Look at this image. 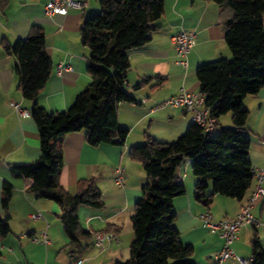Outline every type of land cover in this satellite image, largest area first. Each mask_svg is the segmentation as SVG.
I'll return each instance as SVG.
<instances>
[{
  "label": "crops",
  "instance_id": "obj_1",
  "mask_svg": "<svg viewBox=\"0 0 264 264\" xmlns=\"http://www.w3.org/2000/svg\"><path fill=\"white\" fill-rule=\"evenodd\" d=\"M49 1L0 0V218L6 213L10 217L9 234L0 237V264H72L73 261L59 206L34 198L29 193L31 180L18 178L12 171L13 167L28 165L38 159L39 134L30 115L32 102L22 97L21 81L14 72L17 61L3 52L2 43L13 45L17 40H24L33 26L42 29L51 73L37 102L49 114L68 110L90 83L87 72L89 51L80 42V28L91 14L98 13L97 0H85L84 10H69L65 16H46L45 7ZM180 32L191 33L195 39L186 68L177 64L178 57L171 43V38ZM230 57L220 11L214 3L164 0L163 15L155 22L150 41L129 52L130 69L123 88L134 103L118 104L116 110L118 125L128 130L124 145L91 147L84 132L63 138L61 186L75 195L80 181L92 180L100 190L103 202L101 210L78 209L80 227L92 235L78 261L80 264H114L128 259L134 238L131 216L141 197V189L148 181L141 164L129 158V151L146 144L148 137L160 143H171L185 134L191 126L188 114L179 108L156 109V106L181 91L198 94L197 68ZM144 80L150 81L137 90L136 85ZM11 103L19 105L30 116L20 117ZM243 107L249 114L246 123V133L251 140L249 159L252 168H258L264 163V87L256 95L247 96ZM227 116L219 120L221 128L231 127V119ZM117 167L125 170L122 187L113 183V171ZM177 176L182 178L186 192L173 200L175 228L181 243L193 250L189 260L193 264H209L223 241L218 233L202 226L199 216L208 212L216 221L236 218L240 208L248 203L255 181L243 201L214 196L207 208L194 200L195 178L189 159L183 160ZM4 183L11 187L6 211L1 206ZM36 213L42 218L29 219ZM251 213L258 225L239 229L231 246L236 256L246 260L253 256L254 241L264 252V199L254 203ZM42 232H46L51 242L48 247L30 241L29 237H38ZM97 232L114 238L104 244L102 252L93 246V234ZM21 235L26 237L21 238ZM223 264L239 263L229 259Z\"/></svg>",
  "mask_w": 264,
  "mask_h": 264
},
{
  "label": "trees",
  "instance_id": "obj_2",
  "mask_svg": "<svg viewBox=\"0 0 264 264\" xmlns=\"http://www.w3.org/2000/svg\"><path fill=\"white\" fill-rule=\"evenodd\" d=\"M220 11L225 43L230 59L200 65L196 70L199 93L217 119L216 135L204 134L191 124L171 143L148 137L146 144L129 151V158L141 164L147 183L131 216L133 241L129 257L114 264H193V250L184 246L175 228L173 200L185 195L177 171L183 160L191 161L195 178L194 200L209 207L214 196L243 201L254 182L249 159L251 140L246 133L247 96L264 87V0H204ZM99 11L91 14L80 28V42L89 51L90 83L65 112L49 114L37 102L51 73V60L45 51L40 27H31L24 40L2 43L6 55L17 63L14 72L21 81V94L32 102L31 118L39 134V157L33 163L13 167L18 178L31 180L29 193L36 199L53 202L62 211L63 231L76 264L92 235L79 224L80 207L101 210V192L92 180L79 182V191L69 194L60 184L63 138L85 133L91 147H120L128 130L117 123V105L134 103L123 86L130 69L129 52L145 46L164 12V0H97ZM144 80L136 89L147 85ZM230 116L231 127L221 128L219 120ZM219 128V129H217ZM11 187L2 186L1 206L7 210ZM9 215L0 218V237L9 234ZM254 264H264L259 243L252 244ZM259 252V259L257 254Z\"/></svg>",
  "mask_w": 264,
  "mask_h": 264
},
{
  "label": "built area",
  "instance_id": "obj_3",
  "mask_svg": "<svg viewBox=\"0 0 264 264\" xmlns=\"http://www.w3.org/2000/svg\"><path fill=\"white\" fill-rule=\"evenodd\" d=\"M87 6L85 0H50L45 7V15H62L65 16L69 10H84ZM171 43L177 54V64L182 68L187 67V57L193 47L195 46L194 35L187 32H180L171 38ZM69 69V68H68ZM11 107L16 111L20 117H29V113L22 111L19 105L11 103ZM168 107V108H179L182 109L186 114L189 115L191 124H194L202 129L204 134L211 135L214 133L217 127V119L212 115V109L206 107L204 95L198 93H188L181 91V93L175 97H172L162 104L156 106V109ZM253 178L255 181L254 190L248 203L241 207L236 218L232 220H220L216 221L208 213H204L199 216V221L202 226L210 232L218 233L222 239V247L210 260L209 264H223L229 259L236 260L239 264H254V260L243 259L234 254L231 246L237 239V232L244 226L255 227L258 225L257 219L251 213L254 203L257 200L264 199V163L261 167L253 168ZM180 182L182 178H179ZM125 181V170L122 167H117L113 171V183L117 187H122ZM42 215L36 213L31 215L29 219L37 220L41 219ZM21 238H25V235H21ZM30 241L34 244L48 247L51 242L46 234L42 232L38 237H29ZM113 236L97 232L93 234V246L98 251L102 252L105 250V243L111 242ZM76 264H80L77 262Z\"/></svg>",
  "mask_w": 264,
  "mask_h": 264
},
{
  "label": "rangeland",
  "instance_id": "obj_4",
  "mask_svg": "<svg viewBox=\"0 0 264 264\" xmlns=\"http://www.w3.org/2000/svg\"><path fill=\"white\" fill-rule=\"evenodd\" d=\"M230 58H231V57H230ZM227 117H228V119H229L230 116H227ZM217 133H218V131H216V132L214 133V135H216ZM128 257H129V256H128Z\"/></svg>",
  "mask_w": 264,
  "mask_h": 264
}]
</instances>
